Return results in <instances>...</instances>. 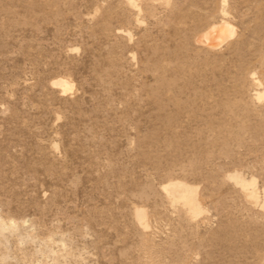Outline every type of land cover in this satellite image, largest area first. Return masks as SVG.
<instances>
[{
    "label": "rangeland",
    "instance_id": "obj_1",
    "mask_svg": "<svg viewBox=\"0 0 264 264\" xmlns=\"http://www.w3.org/2000/svg\"><path fill=\"white\" fill-rule=\"evenodd\" d=\"M130 1L0 0V264H264V0Z\"/></svg>",
    "mask_w": 264,
    "mask_h": 264
},
{
    "label": "bare ground",
    "instance_id": "obj_2",
    "mask_svg": "<svg viewBox=\"0 0 264 264\" xmlns=\"http://www.w3.org/2000/svg\"><path fill=\"white\" fill-rule=\"evenodd\" d=\"M222 1L224 2L225 0ZM130 4L134 6V0H131ZM234 28V25H232L229 20L223 16L220 20L214 21L204 28L196 40L197 42H201V44L203 43L210 48H217L222 43H226L231 40L235 33ZM250 79L255 85L259 82L256 76H252ZM51 84L58 87L61 93L70 92L74 88L73 82L64 77L54 79ZM255 96L257 100L261 101L264 98V91L256 90ZM227 177L233 181L234 185H236L252 202L257 204L261 199L263 202L262 207L264 208V187L259 189L254 185L255 183H253V178H251L248 182L247 179L242 177V175L237 171L229 173ZM248 184L250 185L249 187L247 186ZM162 190L172 206L175 207L180 205L182 209L191 217L197 216L204 211V207L199 200V186L197 184L189 183L184 180H170L162 185ZM133 214L138 225L142 229H146L148 227L146 210L142 207L135 206L133 208ZM26 221L27 219L23 220V222ZM17 228L18 220L14 218L4 219L0 216V232L3 233L4 230H11L12 232ZM52 244L53 239L51 238L45 241V245L49 247V251H52ZM48 264L56 263L53 260H48Z\"/></svg>",
    "mask_w": 264,
    "mask_h": 264
}]
</instances>
